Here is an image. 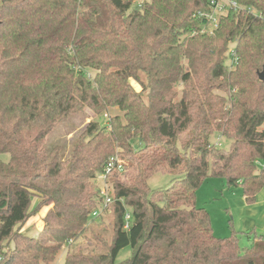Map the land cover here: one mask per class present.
<instances>
[{
	"label": "trees",
	"instance_id": "obj_1",
	"mask_svg": "<svg viewBox=\"0 0 264 264\" xmlns=\"http://www.w3.org/2000/svg\"><path fill=\"white\" fill-rule=\"evenodd\" d=\"M211 1L0 0V264H49L71 246L97 218L95 179L113 157L111 242L95 233L105 252L68 250L64 264H264V238L217 237L196 205L210 175L248 202L264 187V0H235L207 30ZM86 109L106 122L89 121L68 157L47 146ZM161 171L175 177L152 189ZM35 196L49 209L29 236Z\"/></svg>",
	"mask_w": 264,
	"mask_h": 264
},
{
	"label": "rangeland",
	"instance_id": "obj_2",
	"mask_svg": "<svg viewBox=\"0 0 264 264\" xmlns=\"http://www.w3.org/2000/svg\"><path fill=\"white\" fill-rule=\"evenodd\" d=\"M143 1V0H137ZM232 60V56L229 58ZM91 75V73H89ZM136 89L141 86L132 80ZM92 119L106 122L107 116H100L90 109L82 113L75 114L62 121L51 131L47 138V146L59 144L63 147L64 157H68L71 152L73 141L80 135L87 123ZM264 129V122L261 126ZM211 142L218 148L228 150L232 140L221 136L218 133L211 135ZM4 160H8L9 155H3ZM174 173L165 171L158 172L149 180L152 189H165L169 187L174 179ZM95 184L100 190L97 200L96 220L89 224V228L70 246L65 245L58 253L56 259L49 264H64L68 250L93 249L97 252H105L106 247L103 242L97 239L95 233H100L102 239L108 243L113 236V210L116 202L105 204L106 195L110 196L112 183L107 181L103 175L95 179ZM114 199V197H113ZM40 198L35 196L31 205V215L29 219L20 227V231L29 235L37 236L44 226V217L49 206H43L35 211ZM196 205L205 207L210 215L214 234L217 237H228L236 235L242 248H249L255 238H264V187L257 194L255 201L248 202L244 196L240 185H228L227 180L221 176H208L196 192ZM133 253L131 245L124 247L118 257L117 262L127 260Z\"/></svg>",
	"mask_w": 264,
	"mask_h": 264
},
{
	"label": "built area",
	"instance_id": "obj_3",
	"mask_svg": "<svg viewBox=\"0 0 264 264\" xmlns=\"http://www.w3.org/2000/svg\"><path fill=\"white\" fill-rule=\"evenodd\" d=\"M211 4L213 6V11L204 13V16L208 19V25L204 27V29L212 30L213 27H216L218 25L219 19L221 15L227 13V11L230 8L238 9L240 8V5L235 0H212ZM232 55V64L235 63V54L234 50L231 51ZM124 166V162L122 159L118 157H113L108 162L105 172L103 173V177H107L108 174L114 172L115 170H122ZM116 202V199L110 195H106L105 197V204H111L113 202ZM98 211H95L94 214L97 215ZM130 220H131V213L126 214V223L125 228L129 229L130 226Z\"/></svg>",
	"mask_w": 264,
	"mask_h": 264
},
{
	"label": "water",
	"instance_id": "obj_4",
	"mask_svg": "<svg viewBox=\"0 0 264 264\" xmlns=\"http://www.w3.org/2000/svg\"><path fill=\"white\" fill-rule=\"evenodd\" d=\"M259 76H260L261 80H264V70L262 72H260Z\"/></svg>",
	"mask_w": 264,
	"mask_h": 264
}]
</instances>
